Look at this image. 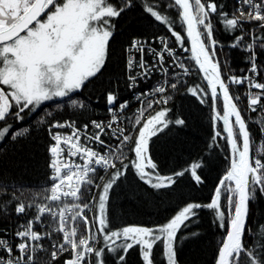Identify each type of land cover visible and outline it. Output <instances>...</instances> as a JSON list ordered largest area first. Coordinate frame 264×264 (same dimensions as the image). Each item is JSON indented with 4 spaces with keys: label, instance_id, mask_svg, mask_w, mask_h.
<instances>
[{
    "label": "snow or ice",
    "instance_id": "1",
    "mask_svg": "<svg viewBox=\"0 0 264 264\" xmlns=\"http://www.w3.org/2000/svg\"><path fill=\"white\" fill-rule=\"evenodd\" d=\"M137 4L166 26L174 40L133 35L122 44L124 87L143 107L128 119L130 101H121L117 81L102 93L107 121L92 119L91 102L79 96L106 67L116 21ZM225 8V0H0V147L26 137L29 128L23 122L43 110L39 123L49 137L50 170L48 191L40 200L34 196L24 203L5 187L15 178L0 158V221L10 219L9 213L25 217L11 232L0 227V264H107L108 258L112 264H127L133 249L142 264H155L154 247L160 243L166 264H179L178 244L201 236L196 226L202 210L210 211L212 223L226 232L214 264H264V220L256 216V206L264 200V82H259L264 72L259 59L264 54V0H235L233 10ZM213 17L233 37L227 45L217 39ZM225 46L245 53L246 72L225 70L228 58L220 59ZM157 74L160 79L147 91L139 88ZM193 75L206 84L188 86L186 78ZM233 85H247L243 97L232 95ZM181 87L210 106L209 155L162 174L150 145L186 126L167 106L173 99L169 90ZM242 99L247 101L244 111ZM49 103L57 112L71 108L78 116L57 119ZM244 112L261 114L255 121L259 138ZM124 119L128 124H121ZM217 148L227 150L229 166L217 178L208 202L199 201L192 193L205 185L203 173ZM130 173L152 198L167 197L181 178L189 181V195L162 225L114 229L111 193Z\"/></svg>",
    "mask_w": 264,
    "mask_h": 264
},
{
    "label": "trees",
    "instance_id": "2",
    "mask_svg": "<svg viewBox=\"0 0 264 264\" xmlns=\"http://www.w3.org/2000/svg\"><path fill=\"white\" fill-rule=\"evenodd\" d=\"M166 3L167 0H162ZM226 11L234 9L235 0H225ZM163 11V9H162ZM170 15L176 17L175 10H171ZM215 35L218 40L227 45L233 40V37L215 23L216 18L213 17ZM117 28L114 41L111 43L110 56L106 67L102 74L93 78L91 83L83 89L79 98L91 102L92 111L89 112L91 118H100L106 115V105L102 99V93L105 88L115 87L119 81L121 93V101L131 99V93L124 87L125 78L124 60L121 54V45L126 44L133 35L152 37L160 34H170L164 25L158 24L151 17L145 14L142 8L137 4L131 11L123 14L117 21ZM248 25H245L247 28ZM179 31L180 29L177 28ZM187 45V42H186ZM228 58L229 64L227 70L238 75L242 74L248 65L245 61V53L238 49H230L227 46L223 48L220 59L223 61ZM264 63V54L259 56ZM191 64L192 61H190ZM111 82V84L109 83ZM259 82H264V72L259 77ZM188 86L197 83H203L199 75H193L186 78ZM247 85L231 87L232 95L244 96ZM252 91H258L253 89ZM173 99L169 102L168 107L172 108L171 116L177 114L182 116L186 121L183 128H173L170 132L160 137L150 145L151 155L160 166L162 174H171L175 170L184 167L188 162L198 156L209 155L207 150L208 144L211 142L213 135V122L211 120L212 111L209 105H202L190 93H187L186 87H181L178 92H171ZM159 105L156 109H159ZM239 107L244 111L247 107L246 99H242ZM221 104L219 111L221 112ZM49 110L53 111L57 119L68 120L75 119L78 113L74 114L71 108L57 112L54 105L49 103ZM43 114V110L32 115L23 122L22 126L29 128L26 137L21 138L19 143H5L0 147V158L3 159L5 168L11 172L15 178L5 187L14 189V196L21 202L31 203L32 197L37 200L41 199V195L50 188L48 179L50 170L47 167L49 155L46 146L49 143L47 132L42 130L43 126L39 123V117ZM153 114L151 111L146 115ZM246 118L251 117L250 128L253 135L257 138L260 134L255 123L261 118V114L244 112ZM88 116L80 118V123L87 119ZM218 126L222 130L221 124ZM221 145L224 141H219ZM259 147V145H257ZM227 150L217 148L211 153L213 163L209 169L204 170L206 177L205 185L199 190L192 193V196L203 202H208L211 191L217 178L221 176L229 165V160L225 158ZM129 156L133 153L128 152ZM189 181L187 178H181L175 191L171 192L167 197L152 198L145 194L142 186L130 173L126 180H122L112 193L109 204L111 214V225L114 229L123 226H146L156 227L164 224L177 210L182 199H187L189 195ZM256 216L264 220V200L256 206ZM10 219L0 221V227H7L9 232L18 223L24 221L25 217L17 218L14 214H10ZM212 213L208 210L200 212V222L196 228L200 231L201 236L197 240L181 241L178 244L179 264H214V256L217 253L218 246L226 232L219 229L212 223ZM252 223V220H249ZM47 244V241H45ZM155 264H166L162 255V243L154 247ZM107 264H112L108 258ZM127 264H142L138 249L130 250Z\"/></svg>",
    "mask_w": 264,
    "mask_h": 264
},
{
    "label": "built area",
    "instance_id": "3",
    "mask_svg": "<svg viewBox=\"0 0 264 264\" xmlns=\"http://www.w3.org/2000/svg\"><path fill=\"white\" fill-rule=\"evenodd\" d=\"M160 35H166V36H168V38H169L170 40H173V39H174L173 37H171L170 34H160ZM152 37H153V36H152ZM186 47H187V46H186ZM178 51L182 53V50H181V49H178ZM182 54L185 55V56H189V55H188L189 52H188V53H182ZM246 71H247V69H246L244 72H246ZM238 75H240V74H238ZM159 79H160V77H159L158 74H157V75H154V76L151 78V80H149V81H142V82L140 83V85H139V88H140V89H143L144 91H147V90L152 86V84L156 83V81L159 80ZM145 99H149V97H145ZM129 101H130V107L126 110V112H125V116H126L128 119H132L133 117H135L137 110H138L139 108L143 107V105H142L140 102H138V101H136L135 99H133V98H132V95H131V99H129ZM92 119H102V120L107 121V119H108V113H107V111H106V115H105L104 117H100V118H92ZM128 119H124V120H122V121H121V124H122V125H123V124H128ZM81 125H82V124H81ZM129 126H130V125H129ZM60 131H68V130H60ZM105 139H107V137H105ZM96 147H98V146H96ZM98 175H104V173H103L102 171H100ZM97 182H98V183L100 182V181L98 180V178H97ZM93 191H96V189H95L94 186H93ZM89 215H91V214H89ZM45 223H47V220L45 221ZM39 230H40V231H43V230H44V225H39Z\"/></svg>",
    "mask_w": 264,
    "mask_h": 264
},
{
    "label": "water",
    "instance_id": "4",
    "mask_svg": "<svg viewBox=\"0 0 264 264\" xmlns=\"http://www.w3.org/2000/svg\"><path fill=\"white\" fill-rule=\"evenodd\" d=\"M187 46L190 48V44L187 43ZM189 54L191 55L190 51H189ZM193 64H194V61H193ZM204 84H206V82H204ZM221 108H222V102H221ZM221 115L223 114V109H222V113H220ZM221 124V127H222V121L219 122ZM229 166V165H228ZM226 236V233L225 235Z\"/></svg>",
    "mask_w": 264,
    "mask_h": 264
},
{
    "label": "rangeland",
    "instance_id": "5",
    "mask_svg": "<svg viewBox=\"0 0 264 264\" xmlns=\"http://www.w3.org/2000/svg\"><path fill=\"white\" fill-rule=\"evenodd\" d=\"M174 40V39H173ZM187 46V45H186ZM188 47V46H187ZM189 56H190V54H188ZM192 63H193V61H192ZM189 64L191 65V63L189 62ZM220 113H222V109H221V112ZM134 118V117H133ZM163 255V254H162ZM164 258V257H163ZM164 261H165V263H166V260H165V258H164Z\"/></svg>",
    "mask_w": 264,
    "mask_h": 264
}]
</instances>
